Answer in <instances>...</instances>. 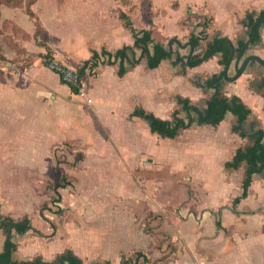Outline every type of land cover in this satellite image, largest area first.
Segmentation results:
<instances>
[{"label":"crops","instance_id":"0c3cea01","mask_svg":"<svg viewBox=\"0 0 264 264\" xmlns=\"http://www.w3.org/2000/svg\"><path fill=\"white\" fill-rule=\"evenodd\" d=\"M70 1L74 8H68L66 15L53 7L50 20H44L41 15L39 25L19 8H8L11 20H0V52L6 58L5 63L0 62L3 73L0 135L11 123L18 134H23L20 142L24 146L41 151L45 148L47 156L51 146L60 140L82 138L85 147L94 154L82 163L95 168L109 163L118 167L119 163L133 159L134 170L149 164L168 168L172 173L165 175L163 184H169L170 190H180L182 196L174 199V195V200L167 198L166 206L160 208L164 211L158 216L136 194L138 205L145 203L144 209L138 207L131 213L121 210L123 215L117 216L112 239L92 228L84 233L71 232L74 226L85 225L87 229L82 220L89 214L87 211L74 226L68 223L69 219L65 221L70 232L62 235L60 216L50 211L57 221L43 213L55 224L54 229L41 216L44 209L41 208L42 221L36 224L31 220L33 229L24 234L13 231L12 240L17 245L13 259L40 258L55 262L59 255L71 251L83 264L108 261L122 264L123 255L133 258L131 264H264V171L254 175L248 195L242 198L246 165L237 170L225 166L239 148L251 144V140L232 131L236 117L227 113L225 120L213 127L198 125V116L191 114L195 120L193 126L172 139L153 133L149 121L136 114L144 110L160 119L172 120L178 110V117L188 120L190 114L178 104L177 97L189 99L192 105L205 111L216 92L206 86L209 78L225 70L229 77L235 76L248 56L264 59L262 26L261 40L250 44L243 59H233L229 68L219 64L218 55L195 67L186 63L175 65L178 54L186 61L191 55L202 56L207 44L217 36L233 44L249 42L248 20L264 10V0ZM97 2L103 6L99 8V20H75L81 7ZM36 3L34 11L38 13ZM112 7L119 10L117 17L112 15ZM121 13L131 19L136 30L151 31L158 42L175 54L155 69L148 67L146 58L135 66L126 60L127 72L120 77L119 61L112 57L115 63H109L102 51L115 55L125 46L134 45V34L126 28ZM106 15L115 20H108ZM204 30L207 38L200 46L195 50L186 46L192 34ZM172 38H177L183 47L171 48ZM133 49L128 53L130 60L141 55V49ZM48 51L71 68H79L91 60L94 51L100 54L96 65L92 61L88 63L79 94L72 92L44 63L43 56ZM261 81H264V67L253 60L242 76L230 82L224 80L222 85L223 92L238 96L252 109V115L243 124L248 134L254 126L264 129V89L250 86L252 82L258 86ZM143 138L148 141L145 147L141 145ZM11 146L13 150L22 148L18 143ZM14 161L17 165L24 164L22 157L16 156ZM50 161L48 156L47 163ZM53 164L51 161L47 167ZM38 167L47 169L41 164ZM128 170L129 180L137 185L134 170ZM175 172L178 180L174 179ZM178 200L182 201L181 207L176 206ZM3 208L1 216L15 220L28 216L18 204ZM5 240L6 234L0 228V253ZM138 254L141 256L137 258Z\"/></svg>","mask_w":264,"mask_h":264},{"label":"rangeland","instance_id":"374dc122","mask_svg":"<svg viewBox=\"0 0 264 264\" xmlns=\"http://www.w3.org/2000/svg\"><path fill=\"white\" fill-rule=\"evenodd\" d=\"M22 1L19 7L1 5L0 20H11L8 17L11 16L8 8H19V10L30 16L27 10H30L31 5V10L35 13L37 20H41V15L44 20H50L53 7L64 15H66L65 11L68 8H74V3L70 0ZM85 1L95 2L94 0ZM121 1L126 2V0ZM38 2L40 3L38 4ZM35 3L37 4L38 13L34 11ZM112 4L114 3L112 2ZM135 5L138 4L136 3ZM100 7L103 6L99 2L92 3L90 7H81L79 9V17L75 20H99L101 18L98 15ZM116 11L114 8L111 10L114 17L118 16L119 10ZM106 17L108 20H115L109 15H106ZM30 18L36 20L31 16ZM70 18L73 20L74 16L72 17L71 15ZM5 60L6 58L3 57V59H0V62L5 63ZM7 125L6 130L2 133L3 135H0V210L7 204H10L12 207L18 204V208H21L22 212L27 213V217L37 224L42 221L39 215L41 208L45 207L44 212L55 220H57L56 216H53L50 211L62 209L64 214L60 216V221L57 220L62 229V235L70 232L65 228V221L69 219L68 223L74 226L75 222L77 224L78 220L82 219V214L87 211L89 214L85 216V219H82L86 222L87 229H84L85 225L79 228L74 226L71 232L84 233L88 228H92L98 230L97 232H105V234L110 235L109 239H112L116 234L115 224L117 216L123 215L121 210H128L131 213L132 210L136 211L138 207L144 209L145 203L141 202L138 205L139 202L137 201L138 197L136 194L147 202L150 208L155 210L154 214L158 216H161L160 213L164 211V209L160 208L161 206H166L165 202L167 198L173 199L175 195L174 199H179L182 196L180 190H170L169 184H163L166 178L165 175L172 173L168 168L151 166L149 164L148 166H141L134 170L133 166L136 161L133 159V162L119 163L118 167L109 163L105 165L107 167L103 165L101 166L102 168H95L90 166V163H82L88 160L89 157L94 156L93 153L89 152L88 147H85L86 145H84L82 138L66 139V141L62 139L60 143L52 145L48 156L54 164L49 168L47 166L51 161L47 163L48 156L46 155L45 148H41V151L40 148L36 150L35 148L24 146L20 142L23 134H18V129L13 128L11 123ZM16 143L22 145L21 150L10 148L13 147L11 144ZM146 144H148V141L146 142L145 138H143L141 145L145 147ZM144 151H146L145 148ZM16 156L22 157L24 164L17 165V162L15 163L14 161V157ZM9 157L13 158L6 162ZM75 161L78 163L73 167L72 163ZM40 164L47 169L38 167ZM101 164L102 162H100ZM128 169L134 170L137 185L129 180L127 174L130 170ZM132 171L131 175L133 174ZM175 174L176 178L174 179L178 180V173L175 172ZM64 175L73 184L71 182V187L60 188L61 199H58V195L54 192L53 187L55 183L62 182ZM150 175H153V177L149 178L148 176ZM120 193L122 194L119 195ZM181 202V200H178L176 206L181 207Z\"/></svg>","mask_w":264,"mask_h":264},{"label":"trees","instance_id":"16d2710c","mask_svg":"<svg viewBox=\"0 0 264 264\" xmlns=\"http://www.w3.org/2000/svg\"><path fill=\"white\" fill-rule=\"evenodd\" d=\"M22 2V0H0V6L6 5L9 7H19ZM27 12L31 17L36 19L35 13L33 12V10H31V5L30 10H27ZM120 17L122 20H124L126 28H130L132 33L134 34V45L125 46L124 48L118 50L115 55L106 50L102 51V55H106L109 58V63H115L111 60L112 57L115 58V61H119L120 77H123L127 72V69L124 65V62L126 60L129 61L132 66H135L140 63L142 59L146 58L148 62V67L150 69H155L159 67L163 60L169 59L175 54L172 49L167 50L162 43L158 42L151 31L136 30L133 27V22L126 14L121 13ZM36 22L37 24L39 23L38 20ZM262 26H264V10L261 11L256 18L251 17L248 20V27L250 28L249 42L239 41L237 44H233L229 39L217 36L207 44L205 53L202 56L191 55L190 57H187L186 61L184 57L178 54L176 55L175 65L179 63H186L189 67H195L207 61L211 57L218 55L219 64L226 69L233 55L234 59H243L246 51L250 47V44L256 43L261 40ZM203 27L206 29L207 24L204 23ZM206 38L207 35L205 34V30L200 32L199 34H192L186 46H189L192 50H195ZM169 45L171 48L173 47V45L183 47L182 43L177 38L170 39ZM133 48L141 49V55L139 58H133L130 60L128 53L129 51H133ZM51 56L52 55L49 51L43 56L44 63L48 67ZM3 57L4 56L0 52V59H3ZM99 57L100 54L97 51H94L92 59L86 61L79 70L81 78L85 73L88 63L92 61L95 62L94 65H96ZM234 78L235 76L229 77L228 74L227 76H225L224 73L221 72L219 74L213 75L205 82L207 87L216 90L215 94L208 101L207 108L205 111H202L197 106L192 105L189 99L177 97L178 104L182 105L183 109L190 114L188 120L178 117V110L173 113L172 120L160 119L156 117L153 113L146 112L144 110L136 112V114L144 117L147 121H149L150 128L153 133H157L162 137H168L173 139L176 138L182 130L189 129L193 126L195 120L193 117H191V114H196L198 116V125H210L213 127H217L225 120L227 113H232L236 117V121H234L232 124V131L242 138H248L249 140H251V144L247 147L239 148L236 151L233 159L227 162L225 166L228 169L237 170L243 164L246 165L242 194V198H245L248 195V190L253 181L254 175L264 171V129L260 126H254V130L251 134H248L245 131L243 124L252 115V109L248 105H246L238 96H228L225 92L222 91V85L224 83V80L230 82L234 81ZM0 79H3V73L1 69ZM254 83L255 82L250 83V86L253 89H264V81H261L258 86H256V84ZM70 88L75 94L80 93V88L72 85L70 86ZM70 185L71 181L67 179L66 175L62 177V182H57L54 184L53 190L56 195H58V199H61L59 189L66 188ZM44 210L45 207L42 210L41 216L45 220L49 221L51 227L55 229V224H53L49 220V218L44 216ZM55 214L63 216L64 213L62 209H58ZM30 225L31 219L28 217H25L21 220H15L11 217L0 215V228L6 234L4 250L0 253V264H83L82 261L71 251H67L65 254L59 255L55 262H45L40 258L23 261L14 260L13 254L17 250V245L12 240V233L13 231H16L18 233L24 234L28 230H30ZM34 231L42 235L40 231ZM139 256H141V254H138L137 258ZM131 259L133 258L126 257L125 255H123L122 264H131ZM96 264L111 263L108 261L103 263L97 262Z\"/></svg>","mask_w":264,"mask_h":264},{"label":"built area","instance_id":"2783aa9c","mask_svg":"<svg viewBox=\"0 0 264 264\" xmlns=\"http://www.w3.org/2000/svg\"><path fill=\"white\" fill-rule=\"evenodd\" d=\"M49 68L60 76L62 82L69 86H75L82 89V78L80 68H71L60 61L56 56H51L49 60Z\"/></svg>","mask_w":264,"mask_h":264},{"label":"water","instance_id":"95a60500","mask_svg":"<svg viewBox=\"0 0 264 264\" xmlns=\"http://www.w3.org/2000/svg\"><path fill=\"white\" fill-rule=\"evenodd\" d=\"M233 56L230 60V63L228 64L227 68H229L231 63L233 62V59H234ZM253 60L257 61L260 65H262L264 67V59H262L261 57H258V56H254V55L248 56L247 58H245L243 64L241 65V68L237 71L235 78L233 80H237L240 76H242L244 74V72L247 71L250 62ZM224 75L227 76V70L224 71ZM30 229H33L32 224L30 225Z\"/></svg>","mask_w":264,"mask_h":264}]
</instances>
